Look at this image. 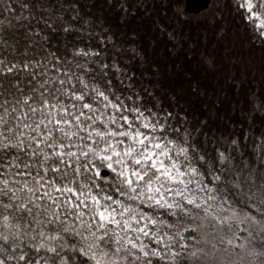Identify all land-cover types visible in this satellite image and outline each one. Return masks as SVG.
I'll use <instances>...</instances> for the list:
<instances>
[{"label": "rangeland", "instance_id": "374dc122", "mask_svg": "<svg viewBox=\"0 0 264 264\" xmlns=\"http://www.w3.org/2000/svg\"><path fill=\"white\" fill-rule=\"evenodd\" d=\"M170 3L178 15V10L183 11L184 0H171ZM67 9L68 6L63 2L54 0H0V178H3L0 181V210L8 218L5 225L14 229L11 232H20L22 225H27L33 232H43L47 237L70 236L76 241L74 248L81 255H98L100 247H106L114 254V264H118V259L129 261L127 264H130L132 255L148 261L147 256L154 252H158V256L165 254L163 251L167 247L164 245L166 241L174 239L171 230L175 223L174 218H177L180 210L172 209L176 213L173 216L169 214V210L163 208L145 207L139 200L126 201L127 198L122 197V194L125 195L126 190L129 196L134 193L130 191L124 178L118 175L123 167L117 163L120 157L112 156L110 161L100 160V156L112 155L109 142L117 151H121L132 144V141L127 137L107 135L102 139L95 135L97 131L107 133L124 130L135 132L137 128L140 132L142 130L133 119L135 114L131 115L130 109L128 113L124 108L118 111L112 107L115 102L112 103L109 95L101 91L96 83L90 84L86 77H77L72 72L65 74L52 39L57 37L56 34L53 35L56 30L64 35L67 29ZM179 18L178 28H173L168 33L178 36V43L182 41L181 37L190 34L199 35L205 41L210 39L206 45L212 65V70L206 69L209 80L219 78L217 68H238L245 78L247 75L244 73L251 71L249 79L252 80V67L257 65L255 62L263 61L258 66L264 68V0H215L214 6L211 1V9L205 14L196 17L180 14ZM64 42L63 38L61 43ZM18 94L23 95L27 105ZM85 104L91 107L85 108ZM110 117H116V123ZM122 117H127L129 122L132 120V128L128 127ZM148 133L145 132L147 135L152 134ZM121 140L125 143L119 144L118 141ZM174 153L179 160L178 154ZM82 158L83 161H80ZM100 162L104 163L101 168L108 170L109 175L112 173L124 183L117 194L123 205L142 209L165 223H158L156 226L149 224V236H144L124 228L123 221L129 219V214H125L123 217L117 215L116 219L121 221L119 226L109 223L100 229V221L97 218L92 221L97 208L93 202H87V207L79 209L81 212L87 209L86 215L79 217L76 214L78 209L67 203L71 200L73 205L79 204L77 198L69 192H56L55 188H70L71 181L77 183L79 180L80 186L76 189L79 193H85L89 190L87 181L93 186V178L100 173L101 168L97 167ZM126 162L130 169L141 167L132 165L130 160ZM109 164H112L115 171L109 169ZM191 166L194 167L192 164ZM99 177L103 178L102 175ZM129 178L133 180V186L138 191L144 186V181L137 183L130 172ZM207 179V175H203V183L212 187ZM125 185L127 188H124ZM48 186L53 189L54 194ZM171 187L178 188L181 185ZM103 188L104 185L100 192ZM164 195L169 202L180 199L173 194ZM181 201L183 202L182 199ZM198 210L200 212L197 217L212 221L214 216L206 217L201 209ZM212 211L218 213L215 209ZM221 213L225 214L224 210ZM221 216V219L225 218V215ZM142 226L144 222L132 224L133 229ZM187 227H192L197 232L196 236L202 233L203 237L208 238L210 232H213V236H220L214 247L208 248L204 254L203 250L206 248H203L201 255L196 254L198 245L183 244L178 235V243L175 242L171 253L167 255L172 260L171 264H264L263 252L248 254L246 246L251 244L250 229L248 226L234 229L237 227L234 219L228 225L212 222L202 226L196 221L187 222L178 231L173 229V232L179 234ZM230 228H233L235 237L227 240V232L232 234L228 230ZM100 236H104V240H98ZM133 243L136 244L135 248L132 247ZM117 248L120 249L119 253L116 252ZM148 263L170 264L163 260H152Z\"/></svg>", "mask_w": 264, "mask_h": 264}, {"label": "trees", "instance_id": "16d2710c", "mask_svg": "<svg viewBox=\"0 0 264 264\" xmlns=\"http://www.w3.org/2000/svg\"><path fill=\"white\" fill-rule=\"evenodd\" d=\"M54 1L68 6L66 23L65 16L63 19L67 29L64 35L56 30L53 35L57 37L52 39L65 74L72 72L77 77H86L90 84L96 83L119 109L135 114V124L143 133L151 132L149 136L161 138V142L170 149L172 160L179 162L181 170L192 164L200 173L207 175V182L227 200L223 205L225 214L218 211L212 221H205L197 217L200 210L183 204L181 198L175 199L183 204V208L190 209L191 215L178 209L180 213L177 212L171 230L174 239L166 241L164 255L150 254L148 261L163 260L171 264L172 260L167 255L175 242L178 243V235L181 243L198 245L196 254H201V250L206 248L204 254L208 248L214 247L220 235L213 236L210 232L208 238L202 233L196 236L197 232L192 227L179 234L175 231L187 222L196 221L202 226L212 222L221 224V215L231 217L233 210L236 213L233 219L237 222L234 229L241 226L250 229L251 244L246 246L248 254L264 253V68L258 66L263 61L253 65V80L249 79L251 71L244 73L247 75L245 78L238 68L230 66L217 68L219 78L209 80L206 69L212 70V65L206 45L210 39L205 41L199 35L190 34L181 37L184 42L180 40L178 43V36H172L174 33L171 32L168 35L170 30L178 28L180 14H186L178 10V15L171 0ZM218 4L221 6L220 1ZM210 9L211 4L207 10L191 16L205 14ZM63 38L65 42L61 43ZM17 96L27 105L22 94ZM140 113H143L142 117ZM144 123L155 125L156 130L143 127ZM181 148L187 149V159L179 154ZM171 162L165 159L166 164ZM103 164L100 162L97 167H104ZM213 176L220 179L214 181ZM94 180L93 186L87 181L89 190L85 196H97L103 204L110 203L103 199L105 195L120 199L118 189L124 183L112 173L103 178L95 176ZM79 182L71 181L74 189L69 184L77 194ZM102 185L104 188L100 192ZM48 189L54 194L50 186ZM122 195L126 201L130 200L127 190ZM87 197L86 203L93 204ZM2 212L1 209L0 237H8L6 241L0 239L2 264H95L89 259L90 255H81L74 248L76 241L68 235L51 239L33 232L27 225H22L24 228L21 227L20 232L15 231L18 235L11 232L14 229L4 226ZM96 218L99 220L93 216L92 221ZM230 222L232 219L227 225ZM228 230L232 234L227 232L226 239L232 240L235 233L233 228ZM240 235L243 234L240 232ZM60 245L64 247L60 248ZM52 246L57 247L59 256L47 251ZM21 255L23 259H20ZM130 259V264L150 263L137 255L130 256ZM118 260V264L129 262Z\"/></svg>", "mask_w": 264, "mask_h": 264}, {"label": "snow or ice", "instance_id": "6c2138e0", "mask_svg": "<svg viewBox=\"0 0 264 264\" xmlns=\"http://www.w3.org/2000/svg\"><path fill=\"white\" fill-rule=\"evenodd\" d=\"M103 96V93L100 94ZM82 97H77V99H81ZM107 100V97H104ZM85 108H90L91 106L88 104L84 105ZM112 107L117 108L118 106L112 105ZM138 111V110H134ZM140 116H143V113H140ZM99 119V117H97ZM113 123H116V117H110ZM125 123L128 124L129 128H132L131 122L128 121L127 117H122ZM143 127L149 129L150 131H155L156 126L151 125L150 123H144ZM162 130V129H161ZM95 135L100 136L102 139L107 136H120L127 137L132 141V144L127 145L121 151H117L116 147L109 142V147L112 149L111 156H104V160H112V156L120 157L117 160V163L121 164L122 170L118 173L122 178H124L125 183L129 187L130 191L134 193V195L129 196L130 200H139L140 203L144 204L145 207L155 209V208H163L169 210V214L175 216V211H171L172 209H181L186 215H191V210L183 208V204L179 202H169V200L164 195L165 193L173 194L175 197H180L183 200V203L191 205L193 208L201 209L205 216H215V213L212 211L215 209L216 211H223V205L227 203V200L222 198L219 192L215 189V187H210L209 185L203 183V174L198 172L195 167H192L190 164L185 170H181V166L179 162L172 160V157L169 155L170 149L161 142V138L149 136L145 133L140 132L139 130L135 132L131 131H108L107 133L97 131ZM119 144H124L125 141H118ZM153 149L159 150L154 151ZM91 151V149H89ZM104 151H107L105 149ZM86 155L87 153H83ZM180 155H184L187 159V149L181 148L179 151ZM69 155H75V153H69ZM223 157V153H221ZM163 157V158H162ZM165 159L172 161L170 164L165 163ZM127 160H130L132 165L141 166L140 169L131 168L127 164ZM109 169H112V164L108 165ZM58 170V169H53ZM115 171V169H112ZM129 172L131 177H135L137 183L140 181H144V186L138 191L137 187L133 186V180L129 178ZM100 173H97L99 176ZM189 177L185 179V177ZM145 177H148L145 180ZM199 177V178H197ZM219 176H213L214 181H218ZM178 184L181 187L173 188L170 185ZM193 186V187H190ZM43 186V185H42ZM56 192H69L76 196L77 200H79V204L73 205V202L69 200L67 203L69 206H74L78 209L77 215L79 217L84 216V212L79 211L81 206L87 207L85 193L77 194L72 188H55ZM203 194V195H200ZM48 195V193H45ZM91 201L97 205V208L94 212V216L99 218L100 229L105 228L106 224L112 223L117 226L120 225L121 221L116 219L117 215L123 217L125 214H129V219L123 221V226L125 229H131L133 231H137L138 233H142L144 236H149L148 225L156 226L158 223H165L162 220H159L158 217H153L150 213L143 212L142 209L134 208L132 206H125L119 199H113L110 195H105L103 197L104 200L109 201L108 204H101L100 199L96 196H91ZM214 201H220L219 203H212ZM115 205L116 207H113ZM102 209V210H101ZM119 209V210H118ZM195 218V217H193ZM236 218V213L233 210L231 217H225L223 220H220V223H228L231 219ZM7 217H4V220L7 221ZM144 222V226L133 229L132 224H141ZM5 227L7 225H4ZM171 227V225H169ZM39 235L43 236L44 233L41 232ZM107 235V232L104 233V236ZM104 236H100L98 240H104ZM0 239H4L5 241L8 239L7 236H2ZM51 239H56V237H51ZM231 243V241H229ZM44 245H40L43 247ZM63 248V245L59 246ZM132 247L135 248L136 244H132ZM143 247H146L143 246ZM143 247L141 250H143ZM47 251L56 253L57 256L60 255V252L57 250L56 246L49 247ZM120 249L117 248L116 252H119ZM84 255H88L84 253ZM147 256L148 253L146 252ZM153 255H159L158 252H154ZM114 254L108 250L106 247H100L99 254H93L89 257V259L94 260L95 264H114ZM23 255L20 256V259H23ZM2 264V262H0Z\"/></svg>", "mask_w": 264, "mask_h": 264}, {"label": "water", "instance_id": "95a60500", "mask_svg": "<svg viewBox=\"0 0 264 264\" xmlns=\"http://www.w3.org/2000/svg\"><path fill=\"white\" fill-rule=\"evenodd\" d=\"M211 0H184L183 11L187 14H198L206 10L210 6ZM100 174L103 177L109 175V171L106 169H101Z\"/></svg>", "mask_w": 264, "mask_h": 264}]
</instances>
